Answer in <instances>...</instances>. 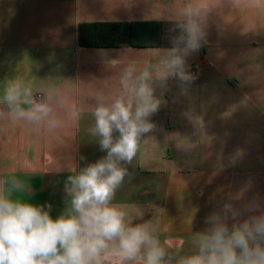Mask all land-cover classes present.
Instances as JSON below:
<instances>
[{
  "label": "crops",
  "instance_id": "obj_1",
  "mask_svg": "<svg viewBox=\"0 0 264 264\" xmlns=\"http://www.w3.org/2000/svg\"><path fill=\"white\" fill-rule=\"evenodd\" d=\"M183 2L0 0V88L28 68L27 79L58 89L82 110L78 122L65 119L54 132L0 118V182L26 186L13 199L50 204L53 218L65 210L69 169L106 155L86 133L97 96L118 92L130 59L152 62L168 49L129 46L130 24L170 21ZM210 2L206 43L186 59L196 78L186 95L174 79L156 88L162 101L150 118L156 129L114 200L134 223L150 221L162 241L185 250L194 210L195 232L224 203L256 200L264 207V13L233 8L229 0Z\"/></svg>",
  "mask_w": 264,
  "mask_h": 264
},
{
  "label": "clouds",
  "instance_id": "obj_2",
  "mask_svg": "<svg viewBox=\"0 0 264 264\" xmlns=\"http://www.w3.org/2000/svg\"><path fill=\"white\" fill-rule=\"evenodd\" d=\"M229 2L236 9L264 13V0ZM214 8L210 0H184L171 13L172 47L159 51L152 62L130 59L120 71L118 92L97 96L86 133L106 155L69 169L66 208L59 216L50 215V204L13 199V191L26 189L16 179L8 188L0 182V264H264V207L256 200L241 207L224 203L205 218L206 227L195 232L194 210L187 250L162 241L150 221L134 223L124 207L114 203L125 178H131L128 166L156 129L150 119L162 102L156 88L166 89L174 79L186 95L195 80L186 59L206 43L207 18ZM30 70L5 80L0 118L47 132L63 128L65 119L78 122L82 110L58 89L27 79ZM57 108L64 110V117ZM193 122L203 127L199 117Z\"/></svg>",
  "mask_w": 264,
  "mask_h": 264
},
{
  "label": "trees",
  "instance_id": "obj_3",
  "mask_svg": "<svg viewBox=\"0 0 264 264\" xmlns=\"http://www.w3.org/2000/svg\"><path fill=\"white\" fill-rule=\"evenodd\" d=\"M134 27V35L129 46L133 47H160L171 48L174 33L170 31L173 27L171 21L156 23H131ZM156 27L154 30L145 28Z\"/></svg>",
  "mask_w": 264,
  "mask_h": 264
}]
</instances>
